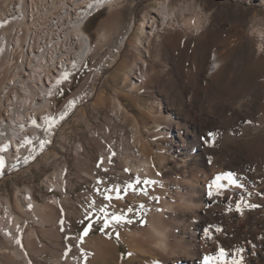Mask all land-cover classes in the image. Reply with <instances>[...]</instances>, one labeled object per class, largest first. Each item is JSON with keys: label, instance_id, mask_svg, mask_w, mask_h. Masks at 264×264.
<instances>
[{"label": "bare ground", "instance_id": "1", "mask_svg": "<svg viewBox=\"0 0 264 264\" xmlns=\"http://www.w3.org/2000/svg\"><path fill=\"white\" fill-rule=\"evenodd\" d=\"M118 1L121 0H82L81 8H75L70 24H66V32H70L68 40L75 50L71 51L67 66L59 70L42 53L31 59L34 49L26 46L33 37L50 34L35 25L45 28L52 16L57 21L60 19V12L56 13L58 1L0 0V21L13 13L22 16L0 29L4 37L3 41L0 39V159L3 161L0 264H232L234 260L242 264H264V202L246 198L255 193L245 189L252 180L249 172L253 162L257 157L264 162V147L257 151L256 140L238 138L245 133L240 127L243 116L232 110L233 102L226 104L217 99L206 110L200 109L203 98L219 88L216 79L210 80L220 70L223 57L215 52L210 56L217 37L212 30L202 34L193 64L186 62L193 78L191 85L182 86L178 81L188 66L170 67L168 74L175 79V91L153 100L158 119L136 110L133 100H128L131 113L120 104L110 102L106 107L111 121L131 123L128 140L111 142L105 149L106 158L95 151L87 168L84 161L87 146L77 144V183L86 182L98 189L103 188V183L107 185L104 196L99 197V191L94 188L87 205L82 193L75 198L63 193L61 199L50 196L40 202L35 199L31 175L21 178L19 185H5L4 175L25 169L53 144L59 125L84 99L82 93H74L56 114L50 109V100L59 87L72 81L89 55L102 50L97 51L92 45L83 26L99 11ZM236 8L235 4L226 7ZM133 26L132 20L127 23L115 45L117 50L127 42ZM148 28L154 34L158 31L156 16L151 17ZM49 31L60 35L57 29ZM261 41L259 53L264 50V37ZM177 42L187 44L181 36H172L166 42L168 52ZM238 56L242 62L246 60V52L241 51ZM140 65L133 75L134 89L149 86L147 62ZM141 78L144 81L140 83ZM189 89L193 93L186 98ZM248 89L249 106L256 107L257 100L264 99V85L252 82ZM261 110V116L252 122L264 125V103ZM74 117L78 118L79 114ZM147 131H151L156 142L163 144L159 150L151 148L145 138ZM226 173L232 174L234 184ZM217 176L221 179L216 180ZM137 180L143 185L141 190ZM145 180L154 183L145 184ZM43 183L47 190L62 193L66 177L64 173L52 174ZM117 189L120 199L116 198ZM237 204L240 211L236 210ZM250 205L256 207L251 209ZM135 208L145 213L143 226L124 222L129 209ZM248 209L251 210L246 213ZM90 210L106 214L109 227L117 230L116 240L102 233L83 235L73 228V220ZM113 216L124 220L117 223L112 220ZM119 243L126 246L127 257L121 254ZM221 249L223 256H220Z\"/></svg>", "mask_w": 264, "mask_h": 264}, {"label": "rangeland", "instance_id": "2", "mask_svg": "<svg viewBox=\"0 0 264 264\" xmlns=\"http://www.w3.org/2000/svg\"><path fill=\"white\" fill-rule=\"evenodd\" d=\"M228 4H235L237 8L226 9ZM153 16H156L158 26L155 34L148 28ZM131 20L134 26L129 39L120 50H117L115 45ZM211 30L217 37L210 56H213L214 52L223 55L220 70L210 76V80L216 79L219 88L217 87L216 91H210L203 98L200 109L204 111L209 104L218 100L226 104L233 102L232 110H237L236 112L243 116L240 127L245 133L240 134L238 138L256 140L257 151L258 148L264 147V125L252 122L256 120V117L261 116L264 99L257 100L259 104L257 103L256 107L249 106L251 93L248 89L252 82H260L264 85V50L259 53L262 46L258 41L259 36L264 37V0H121L110 7H105L85 23L84 33L89 36L90 42L95 45L97 51L102 50L99 54L89 55L83 68L73 75L72 81L68 83L71 86V93L63 102L50 100V109L56 114L68 97L74 93H82L84 99L73 113V116L79 114L75 138L70 140V136L67 135V137L65 134L70 129V126L64 128L67 119L57 128L53 144L29 166L16 173L4 175L5 185L8 187L14 183L19 185L21 178L31 175L35 188V199L40 202L50 196H57L61 199L63 193L74 198L82 193L87 205L90 197H93L94 188L99 191V197L104 196L107 192V185L103 183L101 189H98L100 188L98 186L88 185L86 182L77 183V144L81 142L87 146L86 156H84L86 167L95 151L101 152L100 157L106 158L105 149L110 146L111 142L118 143L122 139L125 143L128 140L132 128L131 123L128 121L113 123L109 116L110 110L106 107L110 102L120 104L125 111L131 113L128 100H133L136 110L152 114L154 119H158L159 115L155 113L153 100L175 91L173 85L175 79L168 74L170 67L178 68L181 64L186 65L187 61L193 64L198 47L203 40L202 34ZM177 35L181 36L187 44L180 45L177 42L169 48L171 51L169 53L167 49L169 46H166V42L170 37ZM241 51L246 52L244 62L238 56ZM144 61L148 65L146 83H149V86L134 89L133 75L136 68L140 67L141 62ZM234 65H239V67L235 68ZM186 67L188 75L185 71L184 77L178 79L182 86L191 85L189 83L193 80L189 65L187 64ZM190 67L193 71L195 70L193 65ZM65 89V86L61 88L58 99L64 96ZM192 93L189 89L186 98ZM133 118L138 122L136 116L133 115ZM139 129L142 132L145 131L143 126H139ZM150 133L151 131L147 133V137L145 135L144 137L151 148L157 151L163 144L156 142ZM92 135L95 137L91 138ZM244 157L248 158L247 155ZM60 173H64L66 177L63 192L47 190L43 183L44 178ZM249 175L252 180L248 183L249 187L245 189L249 188L255 194L250 193L246 195V198H257L264 202V162L260 157L253 162ZM141 187H143L142 183L138 186V190H141ZM121 190L125 195L124 188ZM251 209L245 212L249 213ZM128 214L125 219V221H130L128 223H134L135 226H143L145 223V213L141 209L135 208ZM106 219V214L90 210L83 217L74 219L72 226L78 233L83 234L84 228L91 224L92 227L87 235L102 233L116 240L117 230L114 227L105 228ZM119 245L121 254L127 257L126 246L121 243Z\"/></svg>", "mask_w": 264, "mask_h": 264}, {"label": "built area", "instance_id": "3", "mask_svg": "<svg viewBox=\"0 0 264 264\" xmlns=\"http://www.w3.org/2000/svg\"><path fill=\"white\" fill-rule=\"evenodd\" d=\"M57 10L56 13L60 12V19L57 21V18L52 16L48 19L47 25L44 26H36L37 29L46 30L50 34L47 36L46 33L44 36H35L32 40L26 42V46L28 49H34V52L30 53V58L35 59L42 53L45 58L50 61L57 69H62L67 66V61L71 57V51L75 50L72 42L68 40V33L66 32V24H70V20L72 18V12L75 8H81L82 0H56ZM92 1V0H91ZM22 19V16H15V14H9L5 18L0 21V29L5 27L11 20L17 21L18 19ZM48 29V30H47ZM49 29H57L60 32V35H54L51 33ZM45 31V32H46ZM47 32V33H48ZM20 35V34H19ZM261 36H259V40L261 43ZM0 39L3 41L4 37L0 35ZM264 44V41H263ZM17 44L14 45L16 48ZM262 49V48H261ZM46 61V59H44ZM56 72V71H55ZM144 81L143 78L140 79Z\"/></svg>", "mask_w": 264, "mask_h": 264}, {"label": "snow or ice", "instance_id": "4", "mask_svg": "<svg viewBox=\"0 0 264 264\" xmlns=\"http://www.w3.org/2000/svg\"><path fill=\"white\" fill-rule=\"evenodd\" d=\"M2 166H3V161H2V159H0V167H2ZM225 175L229 178V180H230L231 183H233V184L235 183L234 181L231 180V176H232L231 173H226ZM220 179H221L220 176H217V177H216V180H220ZM136 183L139 184L140 181L137 180ZM144 183H145V184H152V183H154V181L145 180ZM213 183H215V181H213ZM236 186L239 187V185H236ZM144 194L147 195V191H145ZM106 198H107V197H106ZM116 198H117V199L122 198V197L119 195V189H117V197H116ZM141 207H142V205H141ZM250 207H255V205H250ZM131 210H132V209H129V211H131ZM236 210H237V211H240V205H239V204H237V206H236ZM102 211H103V209H102ZM112 220L115 221V222H117V223H119V222H121L122 220H124V218H122V217H120V216H113V217H112ZM124 222H130V221H124ZM109 226H110V225H109V221L106 219V220H105V228H107V227H109ZM91 227H92L91 224H89L88 227H85V228H84L83 235H87ZM102 230H103V229H102ZM205 234L207 235V229H205ZM223 255H224V250L221 249V250H220V256H223ZM232 264H242V261H236V260H234V261H232Z\"/></svg>", "mask_w": 264, "mask_h": 264}, {"label": "crops", "instance_id": "5", "mask_svg": "<svg viewBox=\"0 0 264 264\" xmlns=\"http://www.w3.org/2000/svg\"><path fill=\"white\" fill-rule=\"evenodd\" d=\"M65 86L66 89L64 90V96L61 97L60 99H58V94L61 91V88ZM61 87H59L58 91L56 92L55 96H54V100H58L60 103L64 101V99L71 93V86L70 84H66L63 85ZM79 122V118L74 117L73 114H71V116H69L67 122L64 125V128H68L70 126V129L65 133L66 136L69 135L70 136V140H73L75 138V132H76V126L77 123ZM68 137V136H67Z\"/></svg>", "mask_w": 264, "mask_h": 264}]
</instances>
